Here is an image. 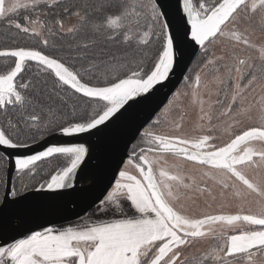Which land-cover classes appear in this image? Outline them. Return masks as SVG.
Listing matches in <instances>:
<instances>
[{
  "label": "snow or ice",
  "instance_id": "snow-or-ice-1",
  "mask_svg": "<svg viewBox=\"0 0 264 264\" xmlns=\"http://www.w3.org/2000/svg\"><path fill=\"white\" fill-rule=\"evenodd\" d=\"M176 14L178 22L160 0H116L115 4L109 0L99 6L83 0H0V22L41 38L45 48L48 36H59L64 42L60 47L70 57L65 60L63 55L33 47L0 50V58L11 57L13 62L0 74V110L15 111L20 118L18 123L9 119L7 130L0 127V147H28L19 139V123L41 135V126L68 137L112 130L137 105L166 87L187 50L196 46L206 57L201 71L212 65L211 71L217 73L213 79L222 86L218 95L225 99L216 101L223 108L219 115L233 124L256 121L231 133L223 144L214 143L211 126L186 135L178 123L172 133L160 131L159 118L147 127L141 124L133 133L139 141L127 160L121 159L123 167L116 169L118 175L114 173L96 204L93 215L111 218L81 217L83 223L30 230L0 246V264H264V45H255L237 27L239 20L257 15L264 24V0H177ZM222 37L255 48L260 65L251 57L234 55L233 63L224 66L227 76L219 75L216 61L223 57H207V53L208 45ZM152 45L156 52L150 55L147 48ZM32 63L36 75L47 74L43 83L24 78ZM184 82L193 101L201 105L200 119L207 117L211 124L213 116L199 99L201 73L185 76ZM257 88L260 98L249 101L248 94ZM70 99L79 102L84 115L76 118L73 103V119L59 123V109ZM57 101L59 106H54ZM91 151H96L95 146ZM54 155L63 157L64 165L31 187L48 201L73 196L79 191L78 173L105 166L103 154L95 156L84 144H70L17 158L15 170L30 175L37 162ZM250 169L254 175H249ZM204 178L219 186L221 197L232 192L239 198L237 211L189 214L181 203L188 191L207 192L216 199L210 189L201 187ZM28 191L27 184L20 188L5 184L0 191V227L6 226L9 213L22 205ZM248 197L255 198V209L244 207ZM204 241L211 243L201 251L197 245Z\"/></svg>",
  "mask_w": 264,
  "mask_h": 264
},
{
  "label": "water",
  "instance_id": "water-1",
  "mask_svg": "<svg viewBox=\"0 0 264 264\" xmlns=\"http://www.w3.org/2000/svg\"><path fill=\"white\" fill-rule=\"evenodd\" d=\"M160 2L166 6L174 22H178L177 0H160ZM201 51L202 49L198 46L188 49L183 61L175 70V74L166 82L167 86L161 88L148 102L137 105L115 128L108 132L71 137L55 133L28 147L18 149L0 147V154L7 161L5 184L9 186L13 184L16 173L15 160L36 154L48 146L84 144L90 148V154L95 156L103 154L105 159V166L102 169H86L78 173L75 188L79 191L74 192L71 197L53 202L46 200L38 193L28 191L27 199L15 211L9 213L6 226L0 227V246H6L5 242H13V238H23L30 230L39 231L44 227L67 225L93 211L105 186L116 173V169L123 167L120 163L121 159L127 160L130 148L139 138L133 136L136 128L141 124L147 127L148 123L158 116L182 84L188 69ZM93 146H95V152L91 151Z\"/></svg>",
  "mask_w": 264,
  "mask_h": 264
},
{
  "label": "rangeland",
  "instance_id": "rangeland-1",
  "mask_svg": "<svg viewBox=\"0 0 264 264\" xmlns=\"http://www.w3.org/2000/svg\"><path fill=\"white\" fill-rule=\"evenodd\" d=\"M66 23H69V21H66ZM237 27L240 31L246 32V35L255 45H264V24L261 23L259 15L251 20H239L237 22ZM208 49V57H223L222 60L216 61V66L220 68L219 75H221L222 77L227 76V72L224 66L231 65L233 63L234 55L245 58L251 57L252 62L256 65H260L261 63L258 59L259 54L255 48H247L243 45H234V42H230L223 37L208 45ZM212 67V65H209L207 68H203V71H201V68H198L191 74L192 77L197 72L201 73L202 84L199 90V99H202L204 101L203 107L205 112L210 111L213 116L211 124H209L207 117H205V119L203 120L200 119L201 115L203 114L201 112V105L199 102L193 101L191 96V89L185 85V82H183V84L179 86V88L171 98L170 101L172 103L170 104L169 101L167 105L160 111L158 116L154 119L156 120L157 118H159L160 124L157 127L160 131L172 133L174 126L178 123L181 125L180 131L182 133L186 135H194L199 133V131L201 130V126H203V130L205 131L209 126H211L213 129L211 134L216 137L214 143L223 144L229 140L231 133L238 132L240 129L247 127L250 124L256 123V121L242 119L239 124H233L227 116L219 115V113L223 111V108L219 104H217L216 101L218 99L224 100L225 97L222 93L218 95L219 89L222 86H219L215 83L213 78L217 75V73L211 71ZM204 84H207L208 87L205 88ZM185 91H187L189 95H183ZM177 92L181 93L179 97L176 96ZM260 95V89L257 88L255 91L248 94V100L251 101L254 97L256 99H259ZM229 125H231V127H229ZM169 160L170 162H172L171 158H169ZM185 167L190 168L191 166L186 164ZM254 174L255 170L250 169L249 175ZM196 175L197 179L199 180L200 174L196 173ZM200 183L201 187H207L208 189H210L216 199L213 200L212 197L207 194V192L201 195L196 191H188L186 193V197L182 199L181 203L184 204L189 214L199 216L203 212L215 213L220 211L221 209L224 212H235L242 203V201L237 198L232 192H225L224 196L221 197L219 186L215 184V182L211 179L204 178V180L200 181ZM209 204L211 205V208L208 207ZM249 206L255 209L256 205L254 197H248V201L244 204V207L246 209ZM95 212L96 208L83 218H91L94 220L111 218L110 214L107 217L101 216L99 214L93 215ZM77 223H83V220L79 219L70 224L75 225ZM70 224L63 226H68ZM60 227L62 226L55 228ZM210 243V241H204L199 243L197 247L201 251H203L204 249L209 247Z\"/></svg>",
  "mask_w": 264,
  "mask_h": 264
},
{
  "label": "trees",
  "instance_id": "trees-1",
  "mask_svg": "<svg viewBox=\"0 0 264 264\" xmlns=\"http://www.w3.org/2000/svg\"><path fill=\"white\" fill-rule=\"evenodd\" d=\"M83 2H86L91 5L99 6L100 4L108 3L109 0H83ZM111 2L115 4L116 0H111ZM211 2L212 0H209V3ZM111 10L114 11L115 8ZM22 14L23 11L21 12V15ZM40 39L41 38L39 37H32L27 34L19 33L18 30L14 28L10 30L6 22H0V50L7 48H14V47H33V48L41 49L42 51H45L50 55H57V56L63 55L65 60L70 59L69 55L67 54V49L60 47V45H62L64 42L60 40L59 36H48L49 47L47 48H45L40 43ZM53 43H55L56 47L52 46ZM112 50L122 51L117 49H112ZM147 52L150 55L155 54L156 45H152L151 47H148ZM205 59L206 57L202 50L199 53V55L196 57V59L193 61L190 68L188 69L186 76L191 77V74L193 72H195L198 68H201ZM146 64L150 66V61L147 59H146ZM12 66H13V62L11 57L0 58V74H2L4 71L10 70ZM37 72H38L37 67L35 66L34 63H32V65L28 69H26V72L23 75L25 79H32L34 82L39 81L40 83H43V80L46 78L47 74L41 73L38 76L36 75ZM48 84L50 87L51 86L50 79L48 81ZM73 103L77 104L76 118H80L82 115H84V113H81L79 110V102L74 99H70L67 105L62 106L59 109V113L57 116V120L59 123H63L66 120L73 119V115H72L73 109L71 107ZM59 104L60 102L57 101L56 105L54 106H59ZM43 118L45 120L48 118L47 113L44 114ZM9 119H12L14 123H18L20 118L18 113L15 111L10 110L7 114H5L3 110H0V127H4L5 130H7V122ZM19 129H20L19 139L22 142L27 143L28 146L33 145L50 135L58 133V132L44 131L43 127L41 126V131H43V135H41L40 132L37 131V129L28 128L24 123H19ZM64 163H65L64 158L59 155H54L52 157L46 158L42 161L37 162V165L33 169V173L30 175L22 176L20 173L16 172L13 178V184L17 188H20L22 185L27 184L29 185V191H31V187L33 185H38V183H42L44 182V180L50 178V175L53 174L56 170H58L59 167L63 166ZM6 174H7V161L0 154V191H3L4 189Z\"/></svg>",
  "mask_w": 264,
  "mask_h": 264
},
{
  "label": "flooded vegetation",
  "instance_id": "flooded-vegetation-1",
  "mask_svg": "<svg viewBox=\"0 0 264 264\" xmlns=\"http://www.w3.org/2000/svg\"><path fill=\"white\" fill-rule=\"evenodd\" d=\"M138 140H139V138L137 139V141H136L133 145L137 144ZM133 145H132V146H133ZM132 150H133V147L130 148V151H131V152H132ZM130 151H129V154H130ZM137 151H138V149H137Z\"/></svg>",
  "mask_w": 264,
  "mask_h": 264
}]
</instances>
